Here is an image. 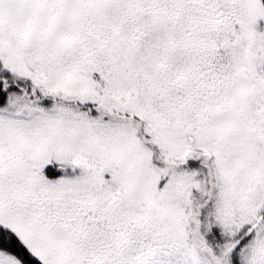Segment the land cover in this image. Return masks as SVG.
I'll return each mask as SVG.
<instances>
[{"label":"snow or ice","instance_id":"1","mask_svg":"<svg viewBox=\"0 0 264 264\" xmlns=\"http://www.w3.org/2000/svg\"><path fill=\"white\" fill-rule=\"evenodd\" d=\"M0 264H264V0H0Z\"/></svg>","mask_w":264,"mask_h":264}]
</instances>
